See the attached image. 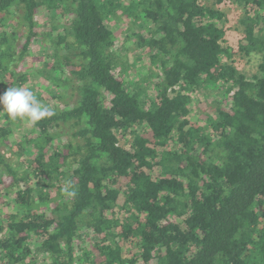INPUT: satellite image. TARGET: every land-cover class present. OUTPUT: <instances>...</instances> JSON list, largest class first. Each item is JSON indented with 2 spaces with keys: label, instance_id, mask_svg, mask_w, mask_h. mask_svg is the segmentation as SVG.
Masks as SVG:
<instances>
[{
  "label": "trees",
  "instance_id": "trees-1",
  "mask_svg": "<svg viewBox=\"0 0 264 264\" xmlns=\"http://www.w3.org/2000/svg\"><path fill=\"white\" fill-rule=\"evenodd\" d=\"M217 1L247 14L251 78L224 62L208 0H0V94L25 85L34 42L53 50L42 77L74 94L28 124L19 166L0 125V264H264V0ZM44 12L60 22L45 33ZM111 16L145 23L144 100L114 70ZM204 86L219 99L202 115Z\"/></svg>",
  "mask_w": 264,
  "mask_h": 264
},
{
  "label": "rangeland",
  "instance_id": "rangeland-1",
  "mask_svg": "<svg viewBox=\"0 0 264 264\" xmlns=\"http://www.w3.org/2000/svg\"><path fill=\"white\" fill-rule=\"evenodd\" d=\"M119 3L124 4L128 0H117ZM208 5H214L219 8L224 13V17L219 21V24L224 29V45L228 47L229 52H231L230 57L225 61L232 63L233 66L240 72L251 78L257 73V67L260 61V54L257 52H251L249 54H244L239 51V39L243 34V22L246 20L247 14L243 10L242 6H239L230 2H219L217 0H208ZM54 15L44 12L40 17V30L41 32H48L53 29V27L60 24L59 21L53 17ZM59 20V19H58ZM58 22V23H57ZM108 26L116 32L117 43L116 51L119 54L120 61L117 67L114 68L116 74L120 76L125 84L129 86L132 90L138 92L142 100L150 96L151 91V77L148 73V63L146 60V55L141 54V50L136 49L134 43V34L138 33L141 28H144L145 23L143 21L137 20L135 24L130 22H122L118 20L117 17H110L108 20ZM30 51L37 59L32 63L27 65L24 72L27 74V81L24 87L30 89L34 94L39 96V102L50 108L57 105H62L63 103L72 104L74 100V94L70 86L65 83L64 87L60 89L55 88L51 81L45 80L42 77L41 70L45 69V66H41L42 62H51L53 60V50L52 47H44L38 42H34L30 47ZM47 70V69H46ZM227 88H230L227 86ZM1 90V89H0ZM221 93H219L220 96ZM194 96L193 110L204 115L208 108L216 99H219L217 94L211 91V88L204 86L202 87ZM204 112V113H203ZM4 114L0 112V125L6 124L9 126L11 132V142L10 146L5 147V152L8 153L10 159L16 160L17 166L23 163L30 155L34 154L31 150V146H27L25 150H17L18 141L23 136L29 134L28 123L23 120H7L3 116ZM6 115V114H5ZM139 131V130H138ZM131 139V137H129ZM121 144L128 146L129 141L121 139ZM172 148H176L175 143H171ZM12 148V149H11ZM10 149L13 153L10 155ZM22 169L26 168V165L20 166ZM2 192V191H1ZM1 196V193H0ZM6 200L12 201L10 195L5 197ZM3 203L0 204V208L3 207ZM93 240H95L93 238ZM137 251V248L134 249ZM127 253L124 252L126 256Z\"/></svg>",
  "mask_w": 264,
  "mask_h": 264
},
{
  "label": "clouds",
  "instance_id": "clouds-1",
  "mask_svg": "<svg viewBox=\"0 0 264 264\" xmlns=\"http://www.w3.org/2000/svg\"><path fill=\"white\" fill-rule=\"evenodd\" d=\"M0 112L11 120L20 119L32 125L54 114L50 107L41 104L34 93L24 87H8L0 94Z\"/></svg>",
  "mask_w": 264,
  "mask_h": 264
}]
</instances>
